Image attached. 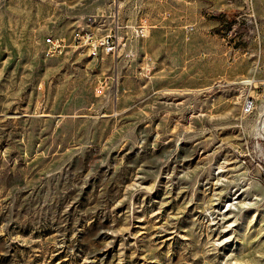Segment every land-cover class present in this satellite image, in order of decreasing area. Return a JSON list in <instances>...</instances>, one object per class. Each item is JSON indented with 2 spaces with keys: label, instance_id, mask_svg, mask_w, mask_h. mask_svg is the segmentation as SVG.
<instances>
[{
  "label": "rangeland",
  "instance_id": "374dc122",
  "mask_svg": "<svg viewBox=\"0 0 264 264\" xmlns=\"http://www.w3.org/2000/svg\"><path fill=\"white\" fill-rule=\"evenodd\" d=\"M0 264H264V0H0Z\"/></svg>",
  "mask_w": 264,
  "mask_h": 264
},
{
  "label": "built area",
  "instance_id": "2783aa9c",
  "mask_svg": "<svg viewBox=\"0 0 264 264\" xmlns=\"http://www.w3.org/2000/svg\"><path fill=\"white\" fill-rule=\"evenodd\" d=\"M88 23L85 26L77 25L72 29L71 40L67 42L64 38L55 37L53 35L46 36L44 39L45 54L48 56L60 54L67 48L73 50H80L90 58H95L100 52L104 51L106 54H116L117 51L127 45V38L120 36V25L117 19L112 21L110 27L106 30L100 26H96L95 16L88 18ZM141 25L133 28L132 30L137 36H144L146 33L145 20ZM103 31V32H100ZM246 85L250 84L249 80L245 81ZM254 100L251 96H246L242 107L245 112H250L254 108Z\"/></svg>",
  "mask_w": 264,
  "mask_h": 264
}]
</instances>
